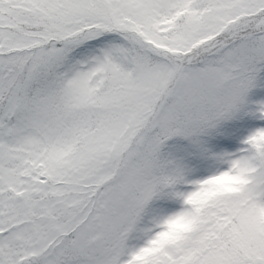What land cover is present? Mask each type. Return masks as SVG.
<instances>
[{"label":"snow or ice","instance_id":"snow-or-ice-1","mask_svg":"<svg viewBox=\"0 0 264 264\" xmlns=\"http://www.w3.org/2000/svg\"><path fill=\"white\" fill-rule=\"evenodd\" d=\"M0 264H264V0H0Z\"/></svg>","mask_w":264,"mask_h":264}]
</instances>
